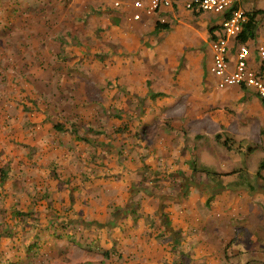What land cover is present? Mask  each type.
I'll use <instances>...</instances> for the list:
<instances>
[{"label": "rangeland", "instance_id": "1", "mask_svg": "<svg viewBox=\"0 0 264 264\" xmlns=\"http://www.w3.org/2000/svg\"><path fill=\"white\" fill-rule=\"evenodd\" d=\"M133 2L0 0V264H264L208 248L216 193L264 172V145L216 137L209 33Z\"/></svg>", "mask_w": 264, "mask_h": 264}, {"label": "crops", "instance_id": "2", "mask_svg": "<svg viewBox=\"0 0 264 264\" xmlns=\"http://www.w3.org/2000/svg\"><path fill=\"white\" fill-rule=\"evenodd\" d=\"M187 1L174 0L173 7L164 8L158 14L165 15V13H168V17L177 19V22H179L178 30L181 32L177 39L180 42H183V36L186 37L188 35L186 32L195 30L196 23L194 21H196L201 24V28L205 33L206 31L209 33V42L211 43L214 32L219 28L221 17L210 12L190 11L186 8ZM244 3L245 0H241L243 9H245ZM251 8L245 10L264 9L254 6ZM167 16L165 15L164 17L166 18ZM261 17L264 18V13L258 17L259 24ZM185 18L192 22H186ZM260 30L261 28L258 26L257 40L249 42L253 50V63L258 60L257 45L264 43V34ZM207 35L206 33L205 36H202V40H206ZM191 37L201 42L200 38L195 34L192 33ZM257 41L258 43H254ZM237 48L236 44L232 46L231 68H234L236 62L234 52H236ZM209 60L211 63V56ZM211 92L209 97L215 101L214 103H218L217 106L222 108L221 113H223L218 123L217 132L223 127L229 134L234 136L233 142L235 143L241 144L252 140L257 144L258 148L264 145V124L262 123L264 122V103L256 92L253 89L239 86H229L224 89H220L217 86ZM235 172H237L236 169L222 173L224 175H232ZM259 179L256 187L249 184L235 191L224 188L222 192H217L212 200L211 207L216 204L221 209L219 211L209 210L210 214L207 221L208 248L213 249V252L221 256H233L231 260L233 263L239 262L235 258L240 256L242 252L256 250L254 243H250L251 241L264 242V172L259 175ZM212 185V183L209 184L210 187ZM223 214L224 217L222 216ZM197 237L199 238V236ZM237 240L240 243H236L238 244L236 246L240 248L235 247ZM248 264L253 263L250 260Z\"/></svg>", "mask_w": 264, "mask_h": 264}, {"label": "built area", "instance_id": "3", "mask_svg": "<svg viewBox=\"0 0 264 264\" xmlns=\"http://www.w3.org/2000/svg\"><path fill=\"white\" fill-rule=\"evenodd\" d=\"M120 4V1L115 2L117 6ZM173 5L174 0H134L130 17L138 21ZM186 8L193 12H210L221 17L219 28L214 32L210 43L212 53L209 70L218 88H250L264 102V43L257 45L258 60L253 63L251 45L238 39L247 20L241 0H188ZM161 21L166 22L164 18ZM235 44L238 46L234 52L236 62L234 68H231L232 46Z\"/></svg>", "mask_w": 264, "mask_h": 264}, {"label": "trees", "instance_id": "4", "mask_svg": "<svg viewBox=\"0 0 264 264\" xmlns=\"http://www.w3.org/2000/svg\"><path fill=\"white\" fill-rule=\"evenodd\" d=\"M264 13V9H253V10H246V14H247V20L244 23L242 32L239 36V41L242 43H248L250 41H254L257 39V35H258V26H259V15ZM156 30H170V24L168 22H162V21H157L156 25H155ZM155 95H159V94H153ZM264 103V102H263ZM223 133H218L216 135L217 139L221 140L223 139V144L228 148V149H232L233 146L231 145V143H233V138H231L229 135H226L225 138L222 137ZM260 169L264 168V160L262 161L261 165H260ZM205 172H210L209 169L204 168L203 169ZM3 180L6 179V174L3 176L2 178ZM121 210L118 211L117 213H115V215H117V217H121ZM57 226V225H55ZM52 227H48V230H50ZM53 235H55L56 237H58L59 233L58 232H52ZM64 237V236H62ZM54 239V238H53ZM72 241L74 243H77L78 237L75 233H71L70 237H69V241ZM40 238H38L35 240L34 243L27 245V248L29 251H31L32 249H36L38 247H41L42 244ZM7 264H15L13 262H9Z\"/></svg>", "mask_w": 264, "mask_h": 264}]
</instances>
